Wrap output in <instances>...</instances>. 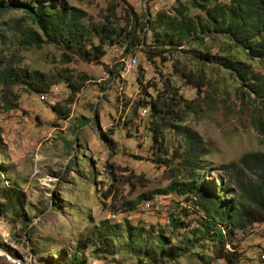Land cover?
<instances>
[{"label":"rangeland","instance_id":"374dc122","mask_svg":"<svg viewBox=\"0 0 264 264\" xmlns=\"http://www.w3.org/2000/svg\"><path fill=\"white\" fill-rule=\"evenodd\" d=\"M51 1L81 10L86 24L101 23L114 8L115 21L125 24L126 8L116 0ZM126 1L141 17L180 3L190 15H202L191 0ZM30 28L40 31L22 9H0V187L14 184L25 195V224L9 212L0 214V264H61L76 249L78 264H226L216 259V241L191 235L199 213L189 214L192 223L187 229L169 225L166 215L173 207L181 213L184 205L175 206L171 195L158 191L171 179L184 178L177 168L157 162L164 155L157 152L147 128L150 115L147 111L141 116V108L135 109L134 102L146 89L153 99L159 94L169 104L172 95L160 91L170 82L178 95L192 101V109L178 112L183 118L179 123L198 132L208 149L202 175L217 185L218 179L225 183L230 179L246 188L256 175L241 170L240 158L264 151L263 136L253 121L258 115L264 123V97L251 94L241 101L240 92L246 88L239 78L213 60H200L196 52L233 54L263 78L264 59H248L231 43L209 36L167 50L163 53L167 61L154 58L151 62L141 48L125 52L119 47L118 53L138 58L137 72L120 88L118 56L112 46L106 47L100 62H87L53 43L39 42L37 46ZM144 32L148 45L151 32ZM180 71L190 72L195 79L202 76L205 86L199 90L186 83ZM22 72L51 79L49 89L56 85L59 91L40 99L39 92L28 90L27 84L11 83L12 78L7 77ZM67 78L81 82L80 91L71 93ZM23 79L31 80L28 76ZM4 99L15 106L5 108ZM163 135V147L169 152L180 145L181 138L172 128ZM109 188L112 199L104 197ZM229 188L237 199L244 195L234 184ZM150 192L152 197L160 196L156 200L160 203L145 208L141 196ZM2 199L0 196V202ZM134 200H138L135 208L124 210L123 204ZM113 211L117 212L115 218L111 217ZM104 220L144 227L141 234L136 233L147 248L156 246L157 234L172 242L188 234L193 246L184 255L154 262L138 250L137 240L129 243L121 226V234L114 240L115 252H95L90 243L85 244L86 237ZM231 241L226 248L235 247L239 253L236 264H264V222L236 231Z\"/></svg>","mask_w":264,"mask_h":264},{"label":"trees","instance_id":"16d2710c","mask_svg":"<svg viewBox=\"0 0 264 264\" xmlns=\"http://www.w3.org/2000/svg\"><path fill=\"white\" fill-rule=\"evenodd\" d=\"M116 1L123 3L126 8L124 25L115 21L114 8L109 9L110 13L104 16L101 23L90 24L82 21L84 14L81 10L56 5L51 0H0V9H22L40 30L38 32L29 29L30 37L37 46L40 45L39 42L53 43L87 62H100L107 46H112L113 49L123 47L125 52L141 48L147 60L155 62L154 58H160L167 61L163 54L167 50L190 41L202 40L204 36L220 38L231 43L248 59H264V0H191V4L198 7L202 15H190L187 7L180 3L171 9H158L152 16L150 12H146L144 17L139 16L126 0ZM144 29L151 32L152 43L148 45L145 44ZM196 57L203 61L213 60L235 74L243 88H246L240 92L241 101L251 94L254 98L264 97V78L253 72L245 61L235 59L233 54L220 56L196 52ZM176 71L179 72V69ZM180 75L186 83L199 90L205 86L202 76L195 79L193 74L183 71H180ZM24 76L30 77L31 80H24ZM7 77L12 78L11 83L27 84L28 90L33 92L48 91L51 85V79L47 77L25 75L23 72L9 73ZM66 81L71 93L80 91L81 82L70 78ZM160 92H169L172 95L169 104L161 100L159 94L153 99L144 89L143 96L135 100L134 108H146L150 115L147 128L152 141L157 144V152L164 155L162 159L157 157V162L165 168H177L184 178L183 180L173 178L168 186L158 191L171 195L175 206L177 203L180 206L184 205L179 214L173 207L166 215L168 223L172 229H187L192 223L189 214L196 216L199 213L197 223L190 229L191 235L216 241L218 243L216 259L223 260L226 264H236L240 257L239 253L233 249L235 247L226 248L227 245L230 246L229 243L232 244L231 237L238 230L264 222V151L246 153L240 158L241 170L256 175L252 185L248 184V187L243 188L236 180L230 179L228 183L218 179V185L208 181L202 175L206 167L204 156L208 149L198 132L179 123L183 118L178 112L192 109L190 107L192 101L178 95L170 82L166 83ZM4 105L9 109L14 107L15 103L4 99ZM52 109L60 112L56 105H52ZM253 121L263 136L264 143V123L258 115L253 117ZM167 128H172L181 138L180 145L171 152L163 147L165 139L163 131ZM230 184H234L244 193L241 199L233 196ZM152 194L153 192L143 194L141 196L143 202L153 198ZM0 196L3 198L0 202V214L9 212L13 216H18V221L25 224L22 213L25 203L24 191L10 184L0 187ZM113 196L111 188L104 193L105 198L112 199ZM137 202L138 200L125 202L124 210H133ZM113 213L117 214L116 211ZM121 226L125 227L130 244L140 237L136 231L141 234L144 230V227L137 228L128 221L122 225L104 220L87 235L85 244L90 243L95 252L113 253L116 246L114 240L121 234ZM159 231L163 232L164 229L160 228ZM189 236L183 234L179 240L172 242L169 237L157 234L154 248H147L145 243H142L143 240H137L140 248L138 250L154 262L165 257L175 258L184 255L193 246V239ZM78 252L76 249L73 254L63 258L61 264H78L80 262L76 257Z\"/></svg>","mask_w":264,"mask_h":264},{"label":"built area","instance_id":"2783aa9c","mask_svg":"<svg viewBox=\"0 0 264 264\" xmlns=\"http://www.w3.org/2000/svg\"><path fill=\"white\" fill-rule=\"evenodd\" d=\"M114 51L116 52V55L118 56V80H119V87L122 88L123 82L130 76L137 72V65H138V58L128 53L125 55L124 53H118L119 48H114ZM59 91V87L54 85L52 86L48 91H42L39 93L40 99H47L48 95L51 93L55 94ZM147 110L146 108H142L140 110V115L144 116L146 114ZM160 199V196L157 195L151 199H147L144 202H142L143 207L145 208H152L153 206H156L160 202H156V200ZM116 215L113 213L111 217H115Z\"/></svg>","mask_w":264,"mask_h":264}]
</instances>
